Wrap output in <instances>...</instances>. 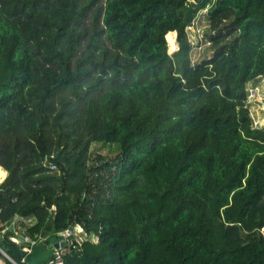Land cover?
Masks as SVG:
<instances>
[{"label": "trees", "instance_id": "16d2710c", "mask_svg": "<svg viewBox=\"0 0 264 264\" xmlns=\"http://www.w3.org/2000/svg\"><path fill=\"white\" fill-rule=\"evenodd\" d=\"M261 76L264 0H0V259L80 226L63 264H264Z\"/></svg>", "mask_w": 264, "mask_h": 264}, {"label": "rangeland", "instance_id": "374dc122", "mask_svg": "<svg viewBox=\"0 0 264 264\" xmlns=\"http://www.w3.org/2000/svg\"><path fill=\"white\" fill-rule=\"evenodd\" d=\"M209 27L208 10L203 11L194 24L189 27V35L193 43L192 56L195 64L199 62L204 63V61L214 58L215 50L211 48V43L207 42L205 35V30ZM168 37L170 41L169 52L173 53L179 49L178 34L172 33ZM252 112L255 119L254 126L264 127V106L260 103L259 105L254 104L252 106ZM119 147L120 145L118 144L116 146L106 143L95 144L93 153H103L115 157L120 152ZM54 240L56 239L52 238V241Z\"/></svg>", "mask_w": 264, "mask_h": 264}, {"label": "built area", "instance_id": "2783aa9c", "mask_svg": "<svg viewBox=\"0 0 264 264\" xmlns=\"http://www.w3.org/2000/svg\"><path fill=\"white\" fill-rule=\"evenodd\" d=\"M259 103L264 106V76H261L257 81L253 82L252 86L249 89V95L247 99V106L250 108L251 112H252V106L254 104L259 105ZM252 116H253V112H252ZM254 124H255V119H254ZM49 168L54 170L57 168V165L55 163H51L49 164ZM1 213L2 210H0V214ZM18 219L19 218L17 217L15 221ZM35 221H36L35 218L24 219V222L29 225H33ZM13 226H15V222L13 223ZM82 234H83L82 227L77 226L75 229L68 228L59 235L60 237H63V240H66L67 242L66 248L73 247L75 249L76 244H82L85 240H87L84 238ZM12 239L14 242L23 245V249L28 252L30 251V243H35V241H33V239L20 227L14 230V235L12 236ZM61 242L62 240L60 238L59 244H61ZM62 254H58L57 259L51 261L50 264H63Z\"/></svg>", "mask_w": 264, "mask_h": 264}, {"label": "crops", "instance_id": "0c3cea01", "mask_svg": "<svg viewBox=\"0 0 264 264\" xmlns=\"http://www.w3.org/2000/svg\"><path fill=\"white\" fill-rule=\"evenodd\" d=\"M252 84H250V87L252 86ZM0 169H3L6 174L4 177H0V187H1V185L5 182L9 174L8 171L2 166H0ZM11 227L13 228L14 226ZM51 236L52 235L48 234L42 238H38V239L32 238L33 241H35V243H30V251H29L30 258L28 264H44L46 263V261L50 259L51 261H53L57 259L58 254H62L64 251H66V247L62 248V246L60 245L59 247L56 246V244L60 242V239L52 241ZM0 264H6V263L3 259H0Z\"/></svg>", "mask_w": 264, "mask_h": 264}, {"label": "water", "instance_id": "95a60500", "mask_svg": "<svg viewBox=\"0 0 264 264\" xmlns=\"http://www.w3.org/2000/svg\"><path fill=\"white\" fill-rule=\"evenodd\" d=\"M61 240H62L61 244L57 243L56 246L59 247V245H61L62 248H65L66 245H67V242H66V240H63V237H61ZM3 252H4V251H3ZM4 254H5L7 257L11 258V257L8 256L5 252H4ZM11 259H12V258H11ZM13 261H14V260H13ZM14 263H15V261H14Z\"/></svg>", "mask_w": 264, "mask_h": 264}]
</instances>
